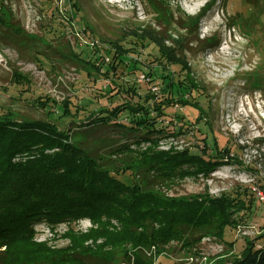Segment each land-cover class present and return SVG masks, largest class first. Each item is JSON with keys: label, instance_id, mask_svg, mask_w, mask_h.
Here are the masks:
<instances>
[{"label": "rangeland", "instance_id": "374dc122", "mask_svg": "<svg viewBox=\"0 0 264 264\" xmlns=\"http://www.w3.org/2000/svg\"><path fill=\"white\" fill-rule=\"evenodd\" d=\"M166 2L167 11L158 14L150 0H0V116L49 122L62 131L78 126L79 141L94 156L108 158L126 142L132 144V152L148 145L137 147L134 142L140 134L120 133L111 123L86 129L92 114L96 117L101 110L124 103L146 105L149 95L159 103L166 99L171 82L191 90L182 94L178 90L173 98L183 97L189 106L167 107L166 116L158 119V128L175 135L162 139L159 150L199 154L207 148L208 160L217 147L235 156V163L208 177L151 186L174 199L238 197L249 210L236 213L237 226L228 228L222 239L198 236L187 246L173 242L161 252L151 248L143 255L151 264H231L247 246L256 249L264 244V0ZM198 2L200 9L190 13L186 6ZM199 14V39L189 44L194 35L186 36L178 22L190 29L187 16ZM153 31L159 39L169 40L166 45L173 48L175 58L189 67V78L180 66L161 60L158 48L145 39ZM177 41L184 47H177ZM116 46L130 52L114 71L109 65ZM192 82L198 89H191ZM119 122L130 125L131 116L124 113ZM130 156L112 159L122 165ZM118 178L131 183L134 176L127 172ZM97 227L89 220L44 222L36 227L34 242L65 251L66 259L76 260L73 247L82 244L105 256L114 249L100 248L103 240L81 239L74 244L69 236L78 238ZM109 227L120 230L116 222ZM113 252L111 264H134L123 252ZM91 262L97 263L95 258Z\"/></svg>", "mask_w": 264, "mask_h": 264}, {"label": "trees", "instance_id": "16d2710c", "mask_svg": "<svg viewBox=\"0 0 264 264\" xmlns=\"http://www.w3.org/2000/svg\"><path fill=\"white\" fill-rule=\"evenodd\" d=\"M150 2L155 3L158 14H163L168 5L166 0ZM1 9L2 6L0 22ZM199 15L187 16L193 26L190 29L178 22L188 32L186 36L194 35L189 44L199 39L198 23L202 16ZM169 20L172 21V15ZM158 34L147 33L145 39L158 48L166 65L180 66L189 78V67L175 58L173 48L166 45L169 40L159 39ZM176 44L181 48L185 45L179 41ZM114 51L109 66L117 71L130 50L116 46ZM191 85V89H198L193 82ZM178 90L181 94L191 91L171 82L166 99L159 103L155 96L149 95L144 101L146 105L124 103L113 110L105 108L96 117L92 114L86 129L111 123L120 133L140 134L134 142L137 147L148 145L146 150L132 152V144L126 142L113 149L108 158L94 156L79 141V134L75 133L81 130L78 126L75 131H62L49 122L23 120L8 114L0 116V264H94L93 258L95 264H111L110 254L116 250L130 261L133 258L134 264H151L143 255L151 248L163 250L173 242L187 246L198 236L222 239L228 228L236 227V213L249 210L238 197L174 199L151 186L152 182L162 187L179 178L208 177L213 170L235 163V156L217 147L215 156L208 155V160L204 158L207 148L201 154L188 149L159 150L162 139L175 136L157 126L166 116L165 109L177 104L190 105L183 97L173 99ZM150 100L152 105H148ZM124 113L131 116L130 125L119 122ZM113 156H127L125 164H118ZM127 172L134 176L131 183L118 178ZM80 220L92 221L98 227L78 238L69 234L74 244L81 239L103 240L100 248L114 250L104 252V256L102 251L92 252L83 244L74 245L76 260H72L65 258V251L34 242L36 227L44 222L61 224ZM112 222L120 230H110ZM231 264H264V244L256 249L247 246Z\"/></svg>", "mask_w": 264, "mask_h": 264}, {"label": "bare ground", "instance_id": "6f19581e", "mask_svg": "<svg viewBox=\"0 0 264 264\" xmlns=\"http://www.w3.org/2000/svg\"><path fill=\"white\" fill-rule=\"evenodd\" d=\"M201 7V4L198 2L196 3L195 5H192V7H189V6H186L187 10L190 12V13H195L196 10L200 9ZM231 53V52H230ZM223 54L228 57L229 56V50L228 49H225L223 50Z\"/></svg>", "mask_w": 264, "mask_h": 264}]
</instances>
